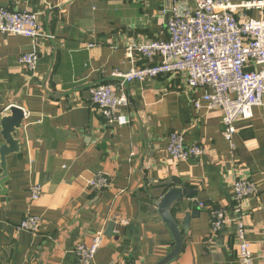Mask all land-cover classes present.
Masks as SVG:
<instances>
[{
    "label": "crops",
    "instance_id": "0c3cea01",
    "mask_svg": "<svg viewBox=\"0 0 264 264\" xmlns=\"http://www.w3.org/2000/svg\"><path fill=\"white\" fill-rule=\"evenodd\" d=\"M173 2L0 0V7L38 14L52 35L37 40L39 62L30 71L20 59L33 51L32 42L0 34V108L27 114L15 137L21 150L7 158V178L0 181V264H77L76 246L91 243L99 232L105 238L95 264H158L174 247L158 205L179 187L194 194L173 209L180 224L186 216L191 220L172 264H240L235 226L213 233L210 225L214 210L236 217L232 195L238 179L257 185L242 210L255 264H264L261 110L237 124L232 151L223 138L222 113H196L192 100L202 93L187 87L185 73L128 84V104L119 112L126 125H110L91 103L92 88L118 85L115 71L147 64L138 57L132 63L126 49L132 42L166 39L163 10ZM236 14L258 19L261 12ZM173 132L184 133L188 145H201V160L172 159L166 149ZM4 143L0 128V147ZM99 173L110 176L111 187L85 191L83 180ZM34 184L43 187L36 202L30 200ZM27 213L42 218L40 233L18 229Z\"/></svg>",
    "mask_w": 264,
    "mask_h": 264
},
{
    "label": "built area",
    "instance_id": "2783aa9c",
    "mask_svg": "<svg viewBox=\"0 0 264 264\" xmlns=\"http://www.w3.org/2000/svg\"><path fill=\"white\" fill-rule=\"evenodd\" d=\"M188 1L174 0L169 9L163 10L167 16L166 39L128 45V59L134 63L136 57L142 58L147 64L141 68L133 66L127 73L115 71L113 76L119 78L118 85L102 84L92 88L91 103L110 125H126V117L120 116L119 112L128 104L123 93L128 84L185 73L187 87L202 93L192 100L196 113L204 108L219 110L222 113L223 138L234 151L237 124L251 120L254 109L261 110L264 115V0L239 5H233L229 0ZM239 9L258 10L260 18L238 17ZM0 34L19 36L32 42L33 51L20 59V64L30 71H35L39 62L37 40L41 36L52 39V35L43 29L38 14L3 7H0ZM8 109L0 108V118ZM166 150L177 162L201 160L205 154L201 145L186 144L184 133L178 132L170 134ZM83 185L84 189L105 191L110 188L111 180L107 173H99L84 179ZM257 192L255 182L238 179L233 184L232 195L236 217L232 219L224 209L210 214L213 233L226 226H235L240 264H255L242 206ZM30 193V200L38 201L43 193L42 185H32ZM41 227L42 218L27 213L18 229L38 234ZM104 238V233L99 232L91 243L78 244L75 248L77 264H95Z\"/></svg>",
    "mask_w": 264,
    "mask_h": 264
},
{
    "label": "water",
    "instance_id": "95a60500",
    "mask_svg": "<svg viewBox=\"0 0 264 264\" xmlns=\"http://www.w3.org/2000/svg\"><path fill=\"white\" fill-rule=\"evenodd\" d=\"M25 119L24 111L18 107H10L5 116L0 118V128L5 142L0 147V170L2 171L0 181L2 182L7 178V158L11 154L19 153L21 150L20 141L15 137L17 132L22 129ZM193 194L194 192L188 189L173 188L160 201L158 211L173 235L174 247L158 264H172L181 255L184 248L183 236L184 233L187 234L190 230L191 216H186L180 224L174 216L173 209L179 202L183 201L184 197ZM113 229L114 225L111 224L108 231L109 236L112 234Z\"/></svg>",
    "mask_w": 264,
    "mask_h": 264
},
{
    "label": "rangeland",
    "instance_id": "374dc122",
    "mask_svg": "<svg viewBox=\"0 0 264 264\" xmlns=\"http://www.w3.org/2000/svg\"><path fill=\"white\" fill-rule=\"evenodd\" d=\"M109 177H110V176H109ZM86 179H88V178H86ZM110 180H111V179H110ZM111 184H112V183H111ZM83 186H84V185H83ZM110 187H111V186H110ZM108 189H109V188H108ZM108 189H107V190H108ZM84 190L86 191V190H89V189H84ZM91 191H92V190H91ZM105 191H106V190H105ZM99 192H104V191H99Z\"/></svg>",
    "mask_w": 264,
    "mask_h": 264
},
{
    "label": "trees",
    "instance_id": "16d2710c",
    "mask_svg": "<svg viewBox=\"0 0 264 264\" xmlns=\"http://www.w3.org/2000/svg\"><path fill=\"white\" fill-rule=\"evenodd\" d=\"M102 85V84H101Z\"/></svg>",
    "mask_w": 264,
    "mask_h": 264
}]
</instances>
